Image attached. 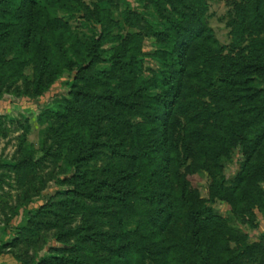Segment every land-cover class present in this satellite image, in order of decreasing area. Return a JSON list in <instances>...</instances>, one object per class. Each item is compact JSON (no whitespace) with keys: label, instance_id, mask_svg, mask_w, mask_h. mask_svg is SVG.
I'll return each instance as SVG.
<instances>
[{"label":"rangeland","instance_id":"1","mask_svg":"<svg viewBox=\"0 0 264 264\" xmlns=\"http://www.w3.org/2000/svg\"><path fill=\"white\" fill-rule=\"evenodd\" d=\"M242 2L49 0L36 28L35 4L0 0V264H264L247 252L264 244V73L239 100L219 80L264 39L249 26L235 46Z\"/></svg>","mask_w":264,"mask_h":264},{"label":"trees","instance_id":"2","mask_svg":"<svg viewBox=\"0 0 264 264\" xmlns=\"http://www.w3.org/2000/svg\"><path fill=\"white\" fill-rule=\"evenodd\" d=\"M26 1H28V2L31 1L33 4H35V6H36V9H35V12H34L35 25H36V28H37V26H38V28H40L42 23L47 21L48 17L51 15V11L47 9V7H48L47 4H48L49 0H26ZM231 19L232 20H230V21H232V22H229V25L232 28V32L234 34L235 46L236 47H241L242 44H243L242 43V37H241L242 34H241V32L245 33L246 27L255 26V29H259V30H261L264 27V0H243V2L239 5L238 10L236 11V13L233 15V17ZM50 21H52L51 18H49L48 22H50ZM52 23L54 24V21H52ZM202 33L200 32L198 35L197 34L196 35L197 36H202L201 35ZM253 44H254L253 45L254 48L251 49L250 56H248L247 61H245L246 64L244 65L243 68L240 67L239 63L241 64V62H239V61L232 63L230 66H227V71H228L227 74L233 75V73H235V75H234L235 80H232L233 78H231L229 76L226 79H223V78L219 79L226 86L227 90L231 91L232 95L234 94L233 97H236L237 100H239V99L244 97V96H235V94H236V90L235 89H237L236 87H238V84H243V83H245V81H247V80H244V78H242V79L239 78V77L245 75L246 69L247 68H252L251 71L264 73V39H260V40L254 41ZM45 51L47 52L45 54V59H48V57L50 58L48 50L45 49ZM28 54H31V53L27 52V55ZM40 57H41L40 55L38 57L36 56V58H38V59ZM230 72H231V74H230ZM43 74H44V72L42 71L40 73V76L38 78H36V80H37V82L39 84L42 81V78H40V77ZM87 85H88V87H93L91 81H89V83ZM238 90H240V88ZM254 91H253L254 93L252 95H250L249 98H252L255 101H259V100H262V99L264 100L263 96H260V90L254 89ZM70 102L73 103V105H74V104L77 103V100L76 101L69 100V103ZM73 107H72V110L74 109ZM64 108H65V110L66 109L71 110V105L70 106L67 105L66 107L64 106ZM259 109H261V108L260 107L258 108V113L260 111ZM60 112H62V116L64 118L67 117L65 112H63V111H60ZM258 113L256 114V116H258ZM243 119L247 120V118H243ZM260 123L263 124V118L261 119ZM90 128H92V126ZM79 145H80V148H81L80 152L82 154L88 153V156L89 155L94 156V154L97 153L96 145L92 141L91 142L89 141L87 143L84 142V143H81ZM71 151H72V153L76 152L74 149H72ZM83 151H86V152H83ZM114 154H115V152L113 153V155ZM115 157H116V155H114V158ZM109 161H110L109 164L102 169V171H101L102 174H108V173L111 174L115 169H118V163L114 162L113 157H110ZM111 162H114V164H112ZM111 164L113 165L112 167H111ZM72 175H73L72 177L78 176V174H76V171H73ZM109 178H110V176H109ZM245 178H246V175H243L242 178L240 179V182L245 180ZM102 182H105V181H102ZM75 191L77 193H79V194L81 193L79 191V189H76ZM201 211L202 210L200 208L199 210H196V212H190V214H191L190 224L193 227H195L193 235H192V237H190V239L194 238L193 240H195V242H197V245H199V246H201L199 241L201 239L202 230L200 228H198L196 225L199 222V219H198L199 215L202 214ZM210 217L219 218V216L214 214V213H211ZM206 219H208V216H205V220ZM188 220H186V222H188ZM219 238L220 237H218L217 239H219ZM150 245L156 247V245H153V244H150ZM220 247H221V244H220ZM227 249H228V247H227ZM259 250H262V252L264 254V244L263 243L251 244L250 245V249L247 252L249 253L248 255H251L250 256L251 258L259 259L258 256H257V253L259 252ZM145 252L149 253V250L146 249ZM214 255L216 257L220 256L219 251L216 254H214ZM140 257L143 258L141 255H140Z\"/></svg>","mask_w":264,"mask_h":264}]
</instances>
